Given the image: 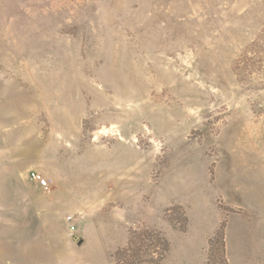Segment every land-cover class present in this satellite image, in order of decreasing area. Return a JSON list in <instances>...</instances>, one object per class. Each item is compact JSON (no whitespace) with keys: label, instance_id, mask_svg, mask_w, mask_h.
Masks as SVG:
<instances>
[{"label":"rangeland","instance_id":"1","mask_svg":"<svg viewBox=\"0 0 264 264\" xmlns=\"http://www.w3.org/2000/svg\"><path fill=\"white\" fill-rule=\"evenodd\" d=\"M0 264H264V0H0Z\"/></svg>","mask_w":264,"mask_h":264},{"label":"built area","instance_id":"2","mask_svg":"<svg viewBox=\"0 0 264 264\" xmlns=\"http://www.w3.org/2000/svg\"><path fill=\"white\" fill-rule=\"evenodd\" d=\"M29 178L32 182L36 183L40 187H42L46 192H51L52 186L50 182L38 171H32L29 175ZM68 223V228L71 234H75L77 232V223L74 219V216H68L66 219Z\"/></svg>","mask_w":264,"mask_h":264},{"label":"crops","instance_id":"3","mask_svg":"<svg viewBox=\"0 0 264 264\" xmlns=\"http://www.w3.org/2000/svg\"><path fill=\"white\" fill-rule=\"evenodd\" d=\"M77 223V222H76Z\"/></svg>","mask_w":264,"mask_h":264}]
</instances>
